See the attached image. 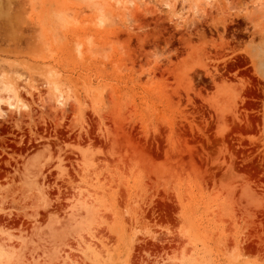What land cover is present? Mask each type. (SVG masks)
<instances>
[{
    "label": "rangeland",
    "instance_id": "1",
    "mask_svg": "<svg viewBox=\"0 0 264 264\" xmlns=\"http://www.w3.org/2000/svg\"><path fill=\"white\" fill-rule=\"evenodd\" d=\"M0 264H264V0H0Z\"/></svg>",
    "mask_w": 264,
    "mask_h": 264
},
{
    "label": "bare ground",
    "instance_id": "2",
    "mask_svg": "<svg viewBox=\"0 0 264 264\" xmlns=\"http://www.w3.org/2000/svg\"><path fill=\"white\" fill-rule=\"evenodd\" d=\"M142 1V0H141Z\"/></svg>",
    "mask_w": 264,
    "mask_h": 264
}]
</instances>
